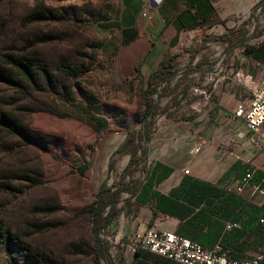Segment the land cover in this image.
Returning <instances> with one entry per match:
<instances>
[{"label": "rangeland", "instance_id": "rangeland-1", "mask_svg": "<svg viewBox=\"0 0 264 264\" xmlns=\"http://www.w3.org/2000/svg\"><path fill=\"white\" fill-rule=\"evenodd\" d=\"M210 2L219 14L182 34L190 44L172 55L176 78L156 84L150 117L141 115L143 84L133 89L113 77L122 40L118 30L102 28L113 16L104 0H0V62L24 56L51 78L47 83L38 75L37 86L19 79L22 88L0 83V109L42 141L40 147L19 131L0 128V241L11 239L8 246L0 242V264H126V243L115 228L92 230L87 210L93 195L103 185L110 193L119 191L116 205L123 210L146 170L144 123L151 135L160 117L211 91L215 76L234 70L237 59L251 49L264 50V0L225 15L232 0ZM42 9L51 10V16L33 20ZM109 104L125 107L128 127L118 129ZM95 107L102 108L97 112L108 124L104 133L85 117ZM116 138L125 148L102 162ZM259 150L264 171V147Z\"/></svg>", "mask_w": 264, "mask_h": 264}, {"label": "crops", "instance_id": "crops-1", "mask_svg": "<svg viewBox=\"0 0 264 264\" xmlns=\"http://www.w3.org/2000/svg\"><path fill=\"white\" fill-rule=\"evenodd\" d=\"M208 1L213 13L207 23H211L218 11ZM104 4L113 15L106 21L107 30H118L122 40L114 79L133 89L141 82L143 92L161 63L172 65L166 77L173 78L177 71L172 55L190 44L182 34L198 29L184 28L180 21L190 7L188 0H104ZM251 5L252 0L239 4L232 0L223 14L244 12ZM263 80L264 50L259 47L237 59L234 70L230 67L215 76L211 101L196 97L187 108L171 109L173 114L157 120L146 142V175L109 226L115 228L119 240L127 244L135 233L154 227L204 248L219 246L233 259L264 254V230L257 223L264 215L260 150L251 144L243 119L235 115L238 106L248 104L252 91L263 86ZM90 109L85 117L102 133L108 127L97 112L102 108ZM145 110L146 102L142 116ZM107 112L119 130L128 127L130 115L123 105L109 104ZM120 144L116 138L99 159L106 163ZM247 172L253 174L249 186L237 192ZM227 225L234 226L227 230ZM138 264L173 263L139 251Z\"/></svg>", "mask_w": 264, "mask_h": 264}, {"label": "trees", "instance_id": "trees-1", "mask_svg": "<svg viewBox=\"0 0 264 264\" xmlns=\"http://www.w3.org/2000/svg\"><path fill=\"white\" fill-rule=\"evenodd\" d=\"M188 2L190 7L180 16V21L182 22L183 27L187 29H194V28H200L203 25L207 24V22L211 18V14L213 13V9L209 4V1L188 0ZM51 14H52L51 10L42 9V11L34 13L32 18L35 21H39L42 20L43 18H48L49 16H51ZM102 28L107 29L108 26L102 25ZM253 51L254 49H251L249 53L251 54L253 53ZM7 66H11L12 69L16 70L17 73L19 74V77L14 76L11 72L12 70L8 69ZM34 66L36 65L33 64L32 61H30L28 58L24 56H13V55L8 56L4 62H0V83L6 84L14 88H22V83L20 81L22 80L28 85L37 86L38 75H40L41 79H43L45 82L49 83L51 81V78L50 75L47 73V71L42 68H39L41 71V73L39 74V70L35 69ZM170 68H172V65L170 63L168 64L161 63L159 68L155 72H153L148 78L147 88L145 91L142 92V98L146 102V110L144 116L151 117L154 114V106L151 102L150 97L152 96L153 92L156 91L155 87L158 81L166 77L167 74H170V70H169ZM73 76L76 77L77 75L73 73ZM144 125L146 126L144 133L145 139L149 140L150 130L148 129L146 122L144 123ZM0 128L9 129L11 131H19L23 135V137L29 140L32 144L42 147V141L39 138L29 136L26 131L21 129L22 127H20L15 122L10 121L6 116V114L1 109H0ZM125 146L126 144L121 146L117 152L119 153L120 151H122L125 148ZM131 162L136 163L137 160H135V158L133 157L131 158ZM119 196H120L119 191H113L112 193H110V189L107 188L105 185L101 186L100 189L93 195L92 197L93 202L89 206L87 213L91 219L92 230L94 231L95 234H97L99 228L100 229L108 228L111 225L113 219L119 213V210L116 205L119 200ZM262 217H264V215L261 216L260 218ZM0 234H1V229H0ZM0 242H3L5 246H8L11 244V239L7 237L4 240H1ZM100 249L101 247L98 246L99 251ZM139 251L144 252V256L158 257L148 253L147 251L138 250L135 254L134 261L132 264H138Z\"/></svg>", "mask_w": 264, "mask_h": 264}, {"label": "built area", "instance_id": "built-area-1", "mask_svg": "<svg viewBox=\"0 0 264 264\" xmlns=\"http://www.w3.org/2000/svg\"><path fill=\"white\" fill-rule=\"evenodd\" d=\"M260 89L252 91V96L248 104H241L237 107L235 115L241 117L245 127L250 134V142L258 149L262 148L264 140V80ZM215 83L211 91L201 92L206 101H211ZM244 87L248 86L245 84ZM198 148L194 153L198 152ZM148 163H146L147 172ZM252 172H247L240 181L237 192L249 186L252 179ZM143 177V179H144ZM258 190V187H254ZM258 224L264 230V217L258 220ZM234 225H227V230ZM123 246V244L121 243ZM138 250L147 251L148 253L158 256L175 264H264V254H259L251 259L240 260L233 259L227 251H222L219 246L211 249L204 248L196 242L176 235L170 231L157 230L154 227L148 228L143 232H137L132 239L125 245L126 264H132L135 254Z\"/></svg>", "mask_w": 264, "mask_h": 264}]
</instances>
